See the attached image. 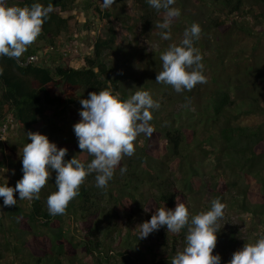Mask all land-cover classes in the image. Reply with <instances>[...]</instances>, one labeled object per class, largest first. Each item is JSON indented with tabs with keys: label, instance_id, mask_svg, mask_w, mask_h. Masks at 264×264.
I'll list each match as a JSON object with an SVG mask.
<instances>
[{
	"label": "trees",
	"instance_id": "obj_1",
	"mask_svg": "<svg viewBox=\"0 0 264 264\" xmlns=\"http://www.w3.org/2000/svg\"><path fill=\"white\" fill-rule=\"evenodd\" d=\"M76 1L5 0L8 6L41 3L54 7L43 23L41 35L19 62L0 56V168L8 167L5 161L9 157V167L13 168L16 182L23 177L21 155L23 146L31 143L27 139L28 132L46 135L58 149L66 146L69 151L65 160H70L75 157L76 141L72 143L69 138L60 141L57 135L69 136L74 132V125L81 120L80 101L87 99L90 92L111 89L126 100L137 88L143 87L155 100L163 85L156 82V74L162 67L157 69L160 64L155 59L152 75L140 74L146 77L136 87L127 85V79L138 82L136 74L141 72L136 71L138 67L132 69L130 61L112 58L119 51L113 21L120 17L110 7H104L103 0H86L82 12L86 25L91 27L99 21L107 37L95 38L93 55L85 57L81 68L73 67L70 58L61 52L58 41L64 36L71 42L78 34L79 23L72 14ZM128 2L115 0L114 4L120 5L124 12ZM191 2L200 5L204 21L219 29L214 38L201 37L194 43L216 57L221 56V63L226 59L234 61V57L228 55L232 47L229 40L232 28L253 39L264 40V0H176L174 7L180 9L181 15L172 24L190 21L188 28L193 23L198 24L194 22L200 21L198 17L186 13ZM134 8L137 11L136 24L129 26L123 20L122 26L134 33L136 25L142 24L143 31L158 30L160 33L155 25L163 21L162 11L151 8L147 0H135ZM39 56L41 60L35 62ZM204 61L214 64L211 70L215 68L213 58H203ZM238 61L244 60L240 57ZM246 64H240L238 71L241 74H237L232 84L234 92L226 84L210 92L206 101L201 97L200 84L191 92L182 94L167 86L169 93L164 95V101L174 104L170 107L175 112L172 113L174 119L171 123L161 121L157 125H163L161 130L171 146L160 144L159 135H153L157 129L150 121L154 131L144 138L137 137L135 154L121 160L107 189L96 186L95 173L88 175V183L82 184L79 195L69 203L64 215H50L47 208L48 195L57 190L55 173L41 190L39 199L19 200L16 193V206L4 207L3 198H0V264H8V261L14 264L16 258L20 259V264H74V261H82L86 257H90V264H106L117 257L121 259L120 264H171L173 256L180 251V243L184 244L186 229L173 234L167 232L166 227L161 228L165 234L156 231L154 235L162 239L160 244L157 248L148 247L147 253L142 254L140 249L145 240L138 238L137 224L129 221L119 225L115 222L112 210L100 205L101 194L110 198L115 196L119 207L124 210L129 207L135 214L141 203H154L153 213L161 207L174 209L177 203H183L191 213V201L206 188L214 199L219 198L225 205L224 195H233L238 204L231 202L232 205L236 204L242 213L254 218L252 224L256 231H264V122L244 124L247 116L258 112L264 114V85L256 81H264V72L255 67L247 70ZM206 73L208 71H204V75ZM157 102L162 105L159 99ZM156 112L157 109L152 110V114ZM192 117L191 121H183ZM8 118L13 119L23 133L16 145L9 144L6 136L1 138V128ZM66 121L70 122L68 129L63 126ZM10 132L11 129L8 134ZM85 156L81 162L87 166L92 157L87 153ZM207 165L209 170H206ZM121 168L127 171L122 174ZM205 173L210 177L209 182L204 178ZM3 185L5 183L0 180V186ZM141 187H150L152 195L146 197L143 189L140 191ZM118 193L124 196L123 201L121 197L118 199ZM145 197V202H141L140 199ZM73 221L90 227L78 232L74 230ZM168 233L171 236L168 237ZM158 248H164V251ZM137 255L149 261L138 263ZM223 262L221 258L220 264Z\"/></svg>",
	"mask_w": 264,
	"mask_h": 264
},
{
	"label": "clouds",
	"instance_id": "obj_2",
	"mask_svg": "<svg viewBox=\"0 0 264 264\" xmlns=\"http://www.w3.org/2000/svg\"><path fill=\"white\" fill-rule=\"evenodd\" d=\"M114 3L115 0H103L102 4L111 7ZM147 3L157 12H163V21L157 22L155 27L160 30L163 40H171L172 22L181 15L180 9L174 7L176 0H147ZM53 11L52 4L8 6L5 0H0V56L19 62L41 35L43 23ZM200 34V26L193 23L185 29L179 44L172 43L161 53L162 70L156 74L157 83L171 86L177 94H182L207 82L203 57L194 46ZM137 89L126 100H122L119 93L105 89L92 91L87 99L80 101L81 120L73 130L79 149L92 157L87 166L76 156L66 161L68 150L58 149L46 135L28 132L27 139L31 143L23 146L21 155L23 177L15 187L0 186L3 206H16V193L19 200L39 199L53 173L57 190L47 197V208L53 216L66 213L69 203L79 195L80 187L90 174L95 173L96 186L106 190L121 160L135 154L137 137L154 131L150 125L152 110L159 109L160 105L149 91L143 87ZM120 171L123 174L127 169L121 168ZM225 207L219 198L211 201L210 210L195 215L190 214L183 203H177L174 209L161 207L154 211L149 221L137 225L135 231L139 239H146L161 228L166 227L167 232L173 234L186 229L184 247L173 256L171 264H220V256L213 255V251ZM229 264H264V236L254 243H245L232 254Z\"/></svg>",
	"mask_w": 264,
	"mask_h": 264
},
{
	"label": "rangeland",
	"instance_id": "obj_3",
	"mask_svg": "<svg viewBox=\"0 0 264 264\" xmlns=\"http://www.w3.org/2000/svg\"><path fill=\"white\" fill-rule=\"evenodd\" d=\"M86 0H77L75 3V7L73 8V13L76 19L78 20L79 27H78V34L76 37L73 38V41H68L64 36H62L58 43L60 45V50L63 53H66L68 57L71 60L72 66L79 68L83 65L84 61L83 59L88 56L93 55V40L94 38L100 37V38H106L107 35L105 31L101 28L102 24L99 21H95V23L88 27L86 25V17L83 10V4H85ZM134 1L135 0H129L127 9L123 12L122 7L117 4H113L110 8L111 10L115 11V13L120 17L119 20L115 19L113 21V24L115 26V29L117 31L118 35V44H119V51L117 55L112 56V58H115L117 60H127L131 62L132 69L137 68L136 71H140L141 73H137L136 77L138 82H135L134 79H127V85L131 87H136L141 79L146 77L147 75L153 74V68H152V62L154 59L160 64V66H157V69H160L162 67V61L160 60L161 53L166 50V48L172 44L177 43L182 40L183 38V32L188 27V22L190 21H179L178 23H173L171 25V40L165 41L161 38V36L157 31L149 30V31H143V25L137 24L136 29L134 33H130L126 27L122 26L121 21L127 22L129 26H134L136 24L135 16L137 14L136 9L134 8ZM200 5L196 2H191L186 10L187 15H193L195 17H198L200 21H194L197 22L198 25L201 28V37H210L214 38L216 34H219V29L214 28L213 26L209 25L207 21H204L201 14H200ZM250 25L251 21H250ZM253 29H255V26H251ZM230 35V42L232 43V47L230 51L228 52L229 56L234 57V61H230L229 59H226L221 63V56H215L212 54V52H209L208 50H203L198 47L197 42L194 43V46L200 50V53L205 60L209 59V57L214 59V63H216L215 68L211 70V68L214 66L212 62H203L204 65V71H208L206 73L207 82L201 85V97L203 101L209 98V93L216 90V88H221L222 86L225 87L226 84L229 85L232 92H234L232 84L235 83V79L238 76L237 74H241L240 70L238 69L241 67L240 64H246V68H253L264 72V40L262 39H253L252 37L246 36L244 33L238 32L236 29L232 28L231 31H229ZM199 38V39H200ZM196 41V40H195ZM76 51H78L76 53ZM52 53V56L54 53L52 51H49V54ZM48 54V55H49ZM240 57L244 61H238L240 60ZM37 62L41 60V57H36ZM221 63V65H220ZM257 64V65H256ZM140 67V68H139ZM127 68H129L127 66ZM211 71V72H210ZM238 71V72H237ZM251 71V70H250ZM132 71L130 70L129 73ZM135 72V71H134ZM140 74L146 75V76H140ZM215 77V78H214ZM227 77V79H225ZM214 79H216V83H214ZM221 80V81H220ZM225 80V81H223ZM258 84H263L264 81L262 79L256 80ZM232 87V88H231ZM167 90V85H162V88L159 89L158 93L156 94L155 101L158 99L161 101L162 105H160L159 109H157L156 113H153V119L151 120L153 127L157 129V131L153 132V135L156 137L159 135L160 139L159 142L161 145L165 144L167 147H170V143L167 142V139L165 138L164 133L162 132L163 125L161 124L158 126V122L161 121H167L168 123H171L173 118V114L175 112L171 111V106H173V103H166L165 100V94L169 93ZM264 103V99L262 100ZM184 113V110L181 112ZM185 116V115H184ZM182 117V116H180ZM186 117V116H185ZM193 120L192 118H185L183 119L184 122ZM244 124H260L264 122V114L261 112L255 113L253 115L247 116L245 119ZM70 124L69 121H66L63 126L65 129L70 128L68 125ZM56 131V130H55ZM57 133V132H56ZM22 132L19 131L17 128V125L15 124L14 127L11 129L10 134H7L6 137L9 141V144L16 145L19 140L22 139ZM58 134V133H57ZM150 134H141L138 138H144L145 136H149ZM57 138L60 139V141H64V139L69 138L70 142L75 143L73 141H76L75 144H77V149L74 150L73 154L76 156L79 160H83L86 158V153H82V151L78 147V140L75 136V133L72 132L69 136L58 134ZM141 146L143 145V142H140ZM193 144V142L191 143ZM63 148H68L66 146H63ZM69 151V150H68ZM6 157V154H5ZM9 159V157H8ZM6 157L5 163L8 165L7 168H0V180L3 181V183L7 184L9 187H15L14 184H16V176L13 174V168L9 167V162ZM206 170H209V165H207ZM205 180L209 182L210 177L204 174ZM4 179V180H3ZM85 183H88V176L84 181ZM48 184V183H47ZM256 185V183H254ZM149 186V185H148ZM145 187V186H144ZM144 187H141L140 191ZM257 189V188H254ZM251 190V188H250ZM144 195L146 197H149V195H152L153 191H151L150 187H146V189H143ZM226 192H224L225 194ZM149 194V195H148ZM223 194V195H224ZM115 199L116 197L113 196ZM123 201L124 196L121 195V193H118V199ZM145 198L140 199L141 202H145ZM226 198L227 204L224 209V215L223 218L219 221L220 225V231L217 233V246L213 251V255H219L220 258L224 261L223 264H229V261L232 258V254L241 249L245 243H254L258 238L261 237V235L264 233L262 229L259 231H256L254 229V224H252V220L254 221V218L250 217L247 214H244L238 209L237 205L238 202H235V197L233 195H228L226 193L224 195ZM114 198H110L107 194H101L100 196V205L106 210L111 209L112 213L115 217V222H117L119 225H124L125 223H128L129 221L134 224H141L145 221H149L151 219V216L153 214L154 209V203H141V206L136 208V213L134 214L129 210H124L123 208L119 207L118 202L115 201ZM98 199V200H99ZM214 200V195L208 191L206 188L196 194L194 196V201H191L190 204V210L192 215L198 214L201 211H207L210 210L211 201ZM233 200V201H232ZM231 202H234L236 204H233ZM122 204V203H121ZM123 205V204H122ZM241 206V204L239 205ZM5 209V208H4ZM133 214V215H131ZM259 222V220H258ZM74 226V230L77 229L78 232L83 229H89V225H82L81 223L76 224L74 221L72 222ZM79 225V228L77 227ZM82 229V231H83ZM163 231L165 234V231L163 229L158 230ZM84 232V231H83ZM155 234H150L145 240L144 244L141 245L140 252L142 254L147 253L148 247L156 246L160 244L162 239L160 237H155L156 231H154ZM73 235H76L75 232H72ZM168 237L171 236L170 233L166 234ZM186 236V235H185ZM78 241V239H76ZM159 241V242H158ZM185 243V240H184ZM184 247L183 243H180L179 250H182ZM160 251H164V248H158ZM114 257V256H113ZM117 257V256H116ZM20 259L16 258V262L14 264H20ZM71 260V259H69ZM138 263H143L144 261H149L148 258H145L144 256L137 255ZM73 261V260H72ZM69 262V261H68ZM121 259L119 257L116 258V260H112L109 263L106 264H120ZM8 264H10V261H8ZM74 264H90V257H86L82 261L78 259V261H74Z\"/></svg>",
	"mask_w": 264,
	"mask_h": 264
},
{
	"label": "built area",
	"instance_id": "obj_4",
	"mask_svg": "<svg viewBox=\"0 0 264 264\" xmlns=\"http://www.w3.org/2000/svg\"><path fill=\"white\" fill-rule=\"evenodd\" d=\"M14 127V121L11 118H8L6 123L2 126V139H5V136L8 134L9 130Z\"/></svg>",
	"mask_w": 264,
	"mask_h": 264
}]
</instances>
